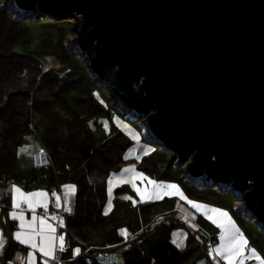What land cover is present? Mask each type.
<instances>
[{
  "label": "trees",
  "instance_id": "16d2710c",
  "mask_svg": "<svg viewBox=\"0 0 264 264\" xmlns=\"http://www.w3.org/2000/svg\"><path fill=\"white\" fill-rule=\"evenodd\" d=\"M21 8L15 0H0V186L17 181L28 189L38 187L41 172L48 173L50 185H77L73 211L65 215L63 212L59 229L64 242V250L58 253L60 264H98L97 250L123 242L127 234L176 210V197L135 205L116 198L110 213L105 214L106 179L113 170L128 163L152 179L179 183L191 199L225 208L250 236L242 218L250 220L251 210L231 205L237 192L235 185L207 174L192 176L187 167L178 163V152L159 142L148 123L141 137L155 146L139 159L125 157L129 139L113 124L106 131L104 124L111 121L115 109L130 110L104 89L105 78L92 73L90 60L76 51L77 43H62L74 19H57L48 14L33 19L29 9ZM30 24L40 29L33 39ZM135 115L138 122L143 120L142 115ZM32 133L47 148L48 165L30 169L27 182L18 169V150L24 137ZM10 208V196L1 194L0 211L8 213ZM195 222L198 234L187 229L183 247L172 243L166 232L155 231L126 249L135 258L127 264H213L200 239L213 224L199 213ZM14 223L9 219L10 229L16 228ZM178 224L174 222L170 227ZM253 242L264 255L258 240ZM74 248L80 250L76 256ZM20 249L26 248L12 238L0 264H13L14 254Z\"/></svg>",
  "mask_w": 264,
  "mask_h": 264
},
{
  "label": "water",
  "instance_id": "95a60500",
  "mask_svg": "<svg viewBox=\"0 0 264 264\" xmlns=\"http://www.w3.org/2000/svg\"><path fill=\"white\" fill-rule=\"evenodd\" d=\"M15 2L73 18L81 53L125 106L149 115L190 173L247 188L264 223V0Z\"/></svg>",
  "mask_w": 264,
  "mask_h": 264
},
{
  "label": "rangeland",
  "instance_id": "374dc122",
  "mask_svg": "<svg viewBox=\"0 0 264 264\" xmlns=\"http://www.w3.org/2000/svg\"><path fill=\"white\" fill-rule=\"evenodd\" d=\"M37 4L38 2H35L34 6ZM34 9L29 8L33 19H38L40 16H47V14L50 17L57 19L71 18H66L61 13L56 14L54 11L45 8H39V10ZM29 28L31 38L33 39L37 37L40 30L39 27L35 24H30ZM77 37L78 33L76 31V23L74 20V23L70 25V29L65 32L62 43L64 46L69 44L73 45L74 43H77ZM76 51L82 55L83 58L90 60L86 52L81 53L82 51L80 46L79 49H76ZM90 67L92 73L99 76L92 67L91 62ZM101 77L105 78L104 89L107 90L109 95L116 96L110 80L106 76ZM130 111L122 109L120 110V113L117 109H115L112 114L111 121L106 120L104 128L108 131L113 124L124 132L130 141L125 157L139 159L142 155L149 152L155 145L144 141L141 137V133L147 131L145 124L148 123L149 115L142 116L143 120L138 122L137 116L135 115L136 113L133 111L131 113ZM135 122H137L138 125H135ZM38 147L41 148L43 146L40 143L38 135L36 133H32L24 137L22 146L19 148L18 169L24 173V179L27 182H30L28 175L34 163L31 156ZM43 149L47 152V148L43 147ZM190 160V158L182 160L179 155L178 163L187 167L186 170L189 172L188 167ZM46 166L47 164H43L41 167ZM11 174L13 175V173ZM190 174L192 176H198L192 173ZM214 179L220 182L232 183L234 185L232 180L224 181L216 177H214ZM37 183L38 185H41L42 183L49 185L48 173H39ZM64 186H66L65 190L68 197L74 201L77 185L70 182ZM234 188H236L237 192H235L236 194L231 199V205L234 209H237L238 207L245 206L246 204L245 196L247 188L240 189L236 186ZM72 190L74 192H72ZM106 192L107 200L104 205V213L107 215L110 213L116 198L128 201L132 205H135L141 202L162 199L164 197H176L177 205L174 212L163 214L157 220L146 225L144 228L132 234H127L128 238H126L123 242L111 244L97 250L95 255L98 264H127L130 261H133L135 259L133 252L129 251L126 253V249L130 248L134 243H138L148 238V236L155 231H158L160 234L166 232L172 243L178 247H183L188 234L187 229L192 233L198 234L196 232L198 225L195 222V215L198 213L203 215L213 224L212 228L207 231L205 235H200V239L206 244L209 256L212 257L214 261L213 264H264V255L258 245L253 242V239H257L259 246L264 251V223L259 220L254 211L250 212L253 216L250 220L247 217L242 218L248 232L250 233L249 236L246 230L239 224L237 219L225 208L191 199L185 194L179 183L166 179H152L133 163H128L118 169H115L108 175L106 179ZM69 211L65 209L64 215L71 213L73 210ZM0 213L1 221L7 230V234H9L10 224L7 219V215L5 212ZM251 220L255 221V223ZM174 222H178L179 224L170 227V225ZM122 233H124L125 236L126 232L124 230Z\"/></svg>",
  "mask_w": 264,
  "mask_h": 264
},
{
  "label": "crops",
  "instance_id": "0c3cea01",
  "mask_svg": "<svg viewBox=\"0 0 264 264\" xmlns=\"http://www.w3.org/2000/svg\"><path fill=\"white\" fill-rule=\"evenodd\" d=\"M41 148H36L32 156L30 155L34 160L31 169L43 164L48 165L47 152L43 147ZM65 187L42 183L38 187L28 189L17 181H9L0 186V195L5 194L11 198V208L6 213L7 219L14 220L16 225V228L10 229V233L7 234L0 215V260L4 257L8 242L13 238L26 248L15 252L13 264H50L52 262L56 244L61 240V236L54 222L43 214L42 209L56 204L63 212L65 209L73 210L74 201L68 197ZM79 252V248H74L75 256Z\"/></svg>",
  "mask_w": 264,
  "mask_h": 264
},
{
  "label": "built area",
  "instance_id": "2783aa9c",
  "mask_svg": "<svg viewBox=\"0 0 264 264\" xmlns=\"http://www.w3.org/2000/svg\"><path fill=\"white\" fill-rule=\"evenodd\" d=\"M43 214L51 221L54 222L56 230L59 232L60 227L63 225V210L56 204L44 207ZM64 250V242L60 240L56 244L55 255L50 264H60L58 253Z\"/></svg>",
  "mask_w": 264,
  "mask_h": 264
}]
</instances>
